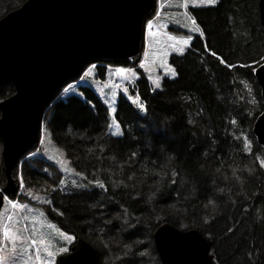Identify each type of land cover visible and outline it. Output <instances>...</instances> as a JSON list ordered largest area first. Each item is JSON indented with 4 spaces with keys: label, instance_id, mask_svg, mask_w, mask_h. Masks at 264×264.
Returning <instances> with one entry per match:
<instances>
[{
    "label": "trees",
    "instance_id": "1",
    "mask_svg": "<svg viewBox=\"0 0 264 264\" xmlns=\"http://www.w3.org/2000/svg\"><path fill=\"white\" fill-rule=\"evenodd\" d=\"M13 3L0 0V6L7 5L0 18L19 6ZM180 11V0H173L156 20L178 25ZM188 11L203 35H195L181 54L169 56L176 74L163 77L160 88L144 75L130 85V95H138L146 111L119 94L115 118L121 136L107 132L102 102L95 99L94 108L77 95L60 97L77 76L56 92L44 116L42 141L22 156L11 176L17 187L23 181L20 200L29 193L46 198L63 233L98 239L112 263L161 264L152 234L167 222L198 229L212 241L217 264H264V148L252 133L264 108L253 74L264 62L258 0H218ZM143 48L142 42L134 61ZM100 60L128 62L94 59L88 64ZM46 135L51 145L64 148L71 175L65 177L43 151ZM6 180L0 152V188ZM140 234L150 239L149 246L134 243Z\"/></svg>",
    "mask_w": 264,
    "mask_h": 264
},
{
    "label": "water",
    "instance_id": "2",
    "mask_svg": "<svg viewBox=\"0 0 264 264\" xmlns=\"http://www.w3.org/2000/svg\"><path fill=\"white\" fill-rule=\"evenodd\" d=\"M153 4L154 0H25L0 18V90L6 82L13 86V93L0 100L6 194L16 191L11 170L38 142L43 111L53 95L93 59L137 54L144 16ZM258 11L264 25V0H258ZM253 74L264 103V62ZM252 133L264 148V108ZM152 236L161 264H217L210 252L212 241L198 229L163 222ZM57 264H100V259L90 243L77 238L57 257Z\"/></svg>",
    "mask_w": 264,
    "mask_h": 264
},
{
    "label": "rangeland",
    "instance_id": "3",
    "mask_svg": "<svg viewBox=\"0 0 264 264\" xmlns=\"http://www.w3.org/2000/svg\"><path fill=\"white\" fill-rule=\"evenodd\" d=\"M24 1L15 0V3H13V5L16 6L19 4L20 6ZM171 1L173 0L154 1V5L157 11L156 14H154L153 18H151L152 16H149L148 19L144 22V28H143L144 48L139 61H134L133 59L132 60L129 59L126 65H117V66H111L104 61L92 62L89 66L85 67L84 73L83 75H81L83 79L81 77L77 80H74L72 83L66 85L60 92V97L61 96L66 97L68 95H77L78 97H82L94 108L96 107L95 99L97 101L102 102L107 107V126H106L107 132L111 135L113 132L121 133L120 135H112V136L122 135L121 126L115 118V109L119 94L124 95L127 99L129 96L135 99L137 95L135 96L130 95V85L135 83L141 77V75H144L147 81L150 84H152L154 88H156L155 84L157 83L161 85L163 77L165 76L173 77L174 69L171 66V63L169 62V56L172 53L181 54L185 50V48L190 44L191 40L195 35L201 36L200 33L191 31V29L196 26L195 23H193L192 19L190 18L191 15L188 11V8L191 7L204 6V4L200 3V0H180L181 11L179 12L180 23H178V25H175L166 19L156 20V18L159 17L160 14L162 13V9L164 8L165 4ZM6 6L1 5L0 10L3 11L4 7ZM149 21H152L150 26L148 23ZM189 36H191V40H189L188 43L185 44L184 40H186ZM119 67H123L125 69L130 68L133 70L135 75L128 73L127 74L128 79L127 80L123 79L116 72V69ZM6 83L7 84L2 85L0 100L10 96L13 93V86H11L12 84L10 85V83L8 82ZM69 85L72 86L71 89L65 91V89H67ZM124 88L128 89L127 93L123 91ZM87 92L92 96L91 99L86 97V95H88ZM130 102L132 103V101ZM44 116L45 115H43V117ZM117 125H119V127H117ZM42 131L43 129H41L40 132V139H39L40 142L42 141L43 138ZM44 139L46 141L43 147V151L45 152L47 157L53 160L54 163H56L59 166V168L63 171L65 177L71 175L73 172L72 167L70 162H68V156L65 155L64 148L58 145H51L49 135H46ZM1 147H2V141L0 137V152H1ZM261 161H264V158L260 159V163ZM19 186L21 187V182ZM20 187H18V191L20 190ZM1 190L3 191L2 188H0V191ZM18 191L15 193L13 197H11V195L8 197L10 200L15 201L18 205H23V207L13 208L12 204L6 203L2 199L3 202L0 208V219H2L4 222H8L9 215H11L14 230L15 229L23 230L22 235L28 236L29 238L35 237L37 239H41V238L44 239L46 243L50 244L49 250L56 251L59 253L60 248H67L66 252H68L69 245L72 244L74 238L70 241H67L64 236L59 235L57 229L59 231L61 230L53 220L55 214H53V211L51 210L50 207L45 206L47 205V203L45 202L46 198L43 199L38 194L29 193L27 195L26 200H20L18 198V194H19ZM88 220L89 219H87L86 221ZM86 221L82 220L81 223H84L85 225ZM129 221L132 220L125 219L124 223H127ZM133 225L137 227L138 224H133ZM134 228H132V230H134ZM134 231L137 230L135 229ZM138 231H139L138 233L141 232L139 228ZM49 237H51V239H49ZM136 237L140 239H136ZM136 237L134 236L135 239L133 238V240L135 244L139 245L138 247L141 248L143 247V245L149 246L150 239H148L146 236L143 237V235L140 234V236L137 235ZM81 238L86 242L90 243V245L95 249L97 255H99L100 264H118L117 262L112 263L114 258L113 259L110 258L111 257L110 251L104 248L100 244V241H98V239L95 238L90 239L83 237ZM68 242L69 245H67ZM5 243H6V247L10 250L12 248V245L8 244L7 242ZM119 244L120 243L116 241L115 246ZM20 247H29V245L18 244L17 249H19ZM120 247L121 246H118L117 248ZM64 253H59V254H64ZM0 255L7 256V252L0 251ZM41 255L43 256V253H41ZM148 256L151 255L148 253ZM148 256L147 254H145L144 256L145 260L147 261H148ZM29 257H31V259H29ZM8 264H37L35 258V252L31 248H29V251L27 253L18 256L14 260L8 261ZM54 264H56V259L54 261Z\"/></svg>",
    "mask_w": 264,
    "mask_h": 264
},
{
    "label": "snow or ice",
    "instance_id": "4",
    "mask_svg": "<svg viewBox=\"0 0 264 264\" xmlns=\"http://www.w3.org/2000/svg\"><path fill=\"white\" fill-rule=\"evenodd\" d=\"M200 3L204 4V5H216L218 3V0H200ZM186 6V5H185ZM149 26L151 25L152 21H149ZM195 23V22H193ZM191 31L194 32H198L201 35H203L202 30L199 27H193L191 29ZM191 40V36H189L186 40H184V43L187 44L188 41ZM213 55H215V53H213ZM221 63H223V61H221ZM143 66V65H141ZM94 67V66H93ZM116 72L119 74V76L123 79H128V73H131L132 75H135V73L133 72L132 69H125L123 67H119L116 69ZM176 73L173 71V75H175ZM83 79V77H82ZM71 85H69V87L67 89H65V91H68L71 89ZM156 88H160V84L157 83L155 84ZM123 91L125 93L128 92L127 88H124ZM128 99L130 101H132V103L134 105H137L140 111H146V105L144 103H140V98L137 95L135 99H133L131 96L128 97ZM233 123H235V121H233ZM117 127H119V125H117ZM121 133L119 132H113L112 135H120ZM261 166H264V161H261ZM64 182L61 181V184H63ZM89 183H92L91 181ZM73 184L75 185V181H73ZM97 186L100 188H104V184L102 182L97 181L96 182ZM21 188H23V181H21ZM3 200L6 203L12 204L13 208L16 207H23V205H18L15 201H12L9 199V197L7 195L3 196ZM46 203L48 201H45ZM209 203H211V201H209ZM26 230V229H25ZM43 230V229H41ZM22 231L21 229H13V224H12V216L9 215L8 218V222H4L2 219H0V251H5L7 252V256H3L0 255V264H8V261L10 260H14L15 258H17L18 256L24 255L25 253H27L29 251V248H31L32 250H34L35 252V258H36V262L37 264H54V261L57 257V255L59 253H64L67 251V248H60L59 249V253L56 251H52L49 250L50 249V244L46 243V241L44 239H37L35 237L33 238H29L28 236H24L22 235ZM57 231L59 232L60 236H64L65 239L67 241H70L73 239V237L66 235L65 233H63L62 231H59L57 229ZM49 239H51V237H49ZM11 244L12 248L9 250L6 247V243ZM29 245V247H20L19 249H17V245ZM41 253H43V256L41 255ZM29 259H31V257H29Z\"/></svg>",
    "mask_w": 264,
    "mask_h": 264
},
{
    "label": "bare ground",
    "instance_id": "5",
    "mask_svg": "<svg viewBox=\"0 0 264 264\" xmlns=\"http://www.w3.org/2000/svg\"><path fill=\"white\" fill-rule=\"evenodd\" d=\"M155 6V5H154ZM2 202H3V200H2Z\"/></svg>",
    "mask_w": 264,
    "mask_h": 264
}]
</instances>
